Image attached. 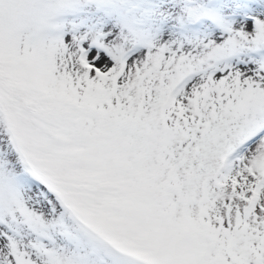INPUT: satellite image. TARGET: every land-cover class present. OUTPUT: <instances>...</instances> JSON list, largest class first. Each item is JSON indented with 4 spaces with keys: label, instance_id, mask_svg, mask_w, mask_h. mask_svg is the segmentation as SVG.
Listing matches in <instances>:
<instances>
[{
    "label": "snow or ice",
    "instance_id": "1",
    "mask_svg": "<svg viewBox=\"0 0 264 264\" xmlns=\"http://www.w3.org/2000/svg\"><path fill=\"white\" fill-rule=\"evenodd\" d=\"M0 264H264V0H0Z\"/></svg>",
    "mask_w": 264,
    "mask_h": 264
}]
</instances>
